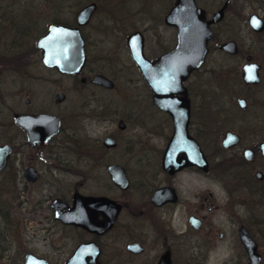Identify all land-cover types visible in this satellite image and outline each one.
Returning <instances> with one entry per match:
<instances>
[{
  "label": "flooded vegetation",
  "instance_id": "1",
  "mask_svg": "<svg viewBox=\"0 0 264 264\" xmlns=\"http://www.w3.org/2000/svg\"><path fill=\"white\" fill-rule=\"evenodd\" d=\"M15 1L0 0V146L12 148L0 169L12 202L0 200V222L7 231L23 224L34 236L61 235L52 243L58 262L28 250L21 264L29 252L49 264H249L242 233L264 264V0H195L211 33L205 60L159 93L131 57L132 32L121 45L111 40L122 21L92 22L98 5L78 27L83 66L61 73L43 63L37 42L51 24L77 26L88 3L73 22L57 15L42 30L33 10L14 11ZM177 2L159 0L157 16L141 19L160 22L161 32L134 30L150 62L176 46L166 22ZM150 29L172 46L160 40V52L148 55ZM235 88L231 105L214 99ZM181 106L188 120L176 140L172 113ZM205 110L237 128L213 129L195 117ZM16 115L54 116L59 130L50 135L52 122H35L31 142ZM60 175L73 181L61 187Z\"/></svg>",
  "mask_w": 264,
  "mask_h": 264
},
{
  "label": "water",
  "instance_id": "2",
  "mask_svg": "<svg viewBox=\"0 0 264 264\" xmlns=\"http://www.w3.org/2000/svg\"><path fill=\"white\" fill-rule=\"evenodd\" d=\"M97 8L95 2L83 6L76 15L77 26L69 27L62 24H51L47 31L37 42L41 50L42 61L47 66L55 67L61 73H78L85 62L84 41L79 32V26L87 23ZM203 12L195 4V0H178L176 6L167 18V24L176 28L177 42L173 50L162 55L154 62H150L143 54V35L140 31L132 32L127 38V45L131 57L138 65L141 73L146 76L154 91L158 92L169 85L179 84L190 71L199 68L207 54V41L210 37L209 22L202 20ZM232 43L221 45L223 49H229ZM97 81H103L99 78ZM108 82L107 80H104ZM241 102V100H239ZM163 107V106H162ZM171 107V106H170ZM182 113L173 112L175 118L176 140L180 138V132H186L188 120L187 109L181 106ZM181 117V119L179 118ZM15 120L20 123L27 133L29 141L32 142L31 125L35 122H52L53 130L50 135L59 130L60 122L54 116H30L16 115ZM227 135L226 137H229ZM183 137V136H182ZM264 147V144L262 145ZM197 155L201 158L199 148L196 146ZM12 151L10 145L0 146V169H3ZM119 173L122 169L118 168ZM32 170V169H31ZM58 204V205H57ZM53 205L62 206L57 200ZM56 218L62 220L60 213ZM242 241L245 244L249 264H260V256L255 252L254 244L250 237L242 233ZM81 246L77 249V254ZM23 264H49L45 258L39 257L31 252L25 255Z\"/></svg>",
  "mask_w": 264,
  "mask_h": 264
},
{
  "label": "rangeland",
  "instance_id": "3",
  "mask_svg": "<svg viewBox=\"0 0 264 264\" xmlns=\"http://www.w3.org/2000/svg\"><path fill=\"white\" fill-rule=\"evenodd\" d=\"M94 1L98 5V10L93 17L92 22L96 23L102 19L118 18L121 20L122 33H118L113 36L111 40L115 41L116 44L120 42L119 45L124 43V38L134 30H141L144 27H154L157 32H161L156 28L160 22H143L141 19L155 18V14L159 9V0H16L13 2L14 11L22 16H29V13L34 11L38 18V29L42 27V30L59 16V20L74 21L75 14L77 10L84 4ZM13 7V6H12ZM10 10H7L5 15H8ZM149 17H147V15ZM58 15V16H57ZM152 20V19H151ZM148 25V26H147ZM44 27V28H43ZM33 30H36L35 28ZM157 32L150 29L149 34L147 33L146 42V52L147 54L153 56L151 53H159L160 45L158 42L161 40V45L163 47L172 46V41L169 39L155 36ZM168 33V32H167ZM107 35L110 36L109 33ZM161 46V48H162ZM122 49V48H121ZM124 49V48H123ZM117 51L118 48L116 49ZM162 50V49H161ZM121 57H124V50H121ZM118 53V54H119ZM200 82V81H197ZM238 92V88L229 90H219V92L214 96L215 100H220L224 98V101H228L227 105H231L235 101ZM13 108H15L13 106ZM253 112L252 106L245 113L246 116H250ZM5 115L10 116V111L5 108ZM203 116L209 125L217 130H225L227 127H236L221 117V113L205 110L203 113H196L195 117ZM237 128V127H236ZM13 130V129H11ZM13 132V131H12ZM13 134V133H12ZM4 176H0V200L2 204L12 202L11 196L6 193L3 194L2 190L4 187L9 188L8 184L3 180ZM75 180V179H74ZM70 178L60 175L57 179L58 185L63 187L71 182ZM10 192V191H9ZM1 224V222H0ZM22 227L16 228L15 225L11 226L10 230L7 231L0 225V245L5 248H0V264H21L23 255L26 251L31 250L37 254L47 256L51 261L58 262L57 252L52 248V243L54 245L61 242L60 233L53 235H33L31 232L26 233ZM26 230V228H25ZM27 241L26 239H30ZM61 264V262H59Z\"/></svg>",
  "mask_w": 264,
  "mask_h": 264
}]
</instances>
